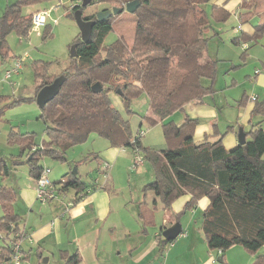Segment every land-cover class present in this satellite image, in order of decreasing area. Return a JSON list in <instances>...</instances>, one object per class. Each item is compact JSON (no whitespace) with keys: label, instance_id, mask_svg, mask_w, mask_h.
<instances>
[{"label":"trees","instance_id":"obj_1","mask_svg":"<svg viewBox=\"0 0 264 264\" xmlns=\"http://www.w3.org/2000/svg\"><path fill=\"white\" fill-rule=\"evenodd\" d=\"M41 1L14 0L6 4L0 15V57L8 54L9 32L26 35L31 29L32 12L24 13L22 7ZM127 1L130 0H91L90 3L105 2L110 7H122V12L126 11ZM210 1L140 0L131 12L135 21L130 42L118 35L112 42L104 43L118 12L96 21L88 41L77 37L72 42L75 56L69 57L67 66L59 73H52L46 62L34 61L33 71L38 82L33 100L38 89L58 74L64 75V81L58 92L40 107L45 140L36 145L30 134L16 133L12 129L8 133L7 139L16 141L21 153L26 154L25 160L20 155L10 157L13 167L26 163L29 175L36 179L43 168L39 162L42 157L47 155L65 161L69 147L84 141L90 132H96L105 137L110 146L129 147L133 153L145 152L152 162L153 179L145 189L151 191L153 200L151 205L144 200L137 205L144 227L152 223L158 202L165 218L171 221L195 207L199 197L206 196L208 203L202 210L201 229L208 248L222 252L238 244L250 253L257 252L264 245V97H254L251 111L261 115L262 120L247 131L242 130L244 142L229 149L220 140L195 142L196 118L183 114L180 123L173 119L174 113L185 104L198 103L213 91L216 59L207 52L209 17L226 21L230 12L224 3H211L208 11L206 4ZM82 7L79 1L70 9L72 13L80 9L84 19L95 18L94 11L83 14ZM237 9L239 22L249 23L252 33L232 40L245 42L248 39L257 43L264 34V0H239ZM205 78L209 79V84L203 83ZM95 82L101 85L98 91L92 89ZM110 91L120 96L126 113L130 112L131 100L144 93L148 110L141 118L149 125L160 123L166 140L174 138L177 143L165 148L142 146L138 131L131 134L128 118L112 104ZM25 99V96L12 99L9 105ZM245 101L243 93L238 104ZM10 169L0 158L1 178L7 177ZM53 182L60 184L63 192L68 187H73L75 193L84 192L87 187L96 188L92 183L83 182L77 172L64 174ZM99 186L101 184L97 183ZM184 194H189V199L180 212L173 213V200ZM15 199L16 191L0 184V259L16 240L15 233L24 229L21 216L13 210ZM155 239L161 249L172 241L164 239L161 233L156 234ZM78 259L75 252L65 264H76ZM251 264H264V254L256 255Z\"/></svg>","mask_w":264,"mask_h":264},{"label":"rangeland","instance_id":"obj_2","mask_svg":"<svg viewBox=\"0 0 264 264\" xmlns=\"http://www.w3.org/2000/svg\"><path fill=\"white\" fill-rule=\"evenodd\" d=\"M13 1L0 0V15L6 4ZM77 1L43 0L35 5L23 6L22 12L24 13L35 10L45 11L46 23L42 26L33 24L26 35H18L15 31H11L6 37L8 54L4 58L0 57V158L7 165H10L12 169L6 178L2 179L0 176V183L12 186L16 192L19 191L20 187L25 186L27 181L32 182L33 179L29 176L26 163L12 167L10 157L20 155L21 159L25 160L26 154H22L17 142L9 141L7 136L12 129L16 133L32 135L33 142L36 145L46 139L44 132L45 123L39 117L40 107L35 99L31 98L38 82L33 71V62H46L54 74L59 73L60 70L67 66L70 57L69 47L79 37V29L70 9L71 6L79 2ZM102 8H110V5L105 2L89 3L82 7V12L83 14H88ZM206 8L209 11L208 4H206ZM132 16L131 12H120L113 21L112 29L105 36L104 43L112 42L118 35H123L125 40L130 42L135 21ZM209 18L210 27L206 32L208 37L207 52L212 58L216 59V75L212 83L213 91L208 93L204 99L211 102L214 99L219 101V104H222V102L227 104V100L229 101L228 105L224 106L222 112L219 113V125H222L225 118H235L237 116L236 110L229 106L232 101L237 105V100L241 98L243 92L247 95L256 92L253 91V74L261 70L264 60H259L261 56L254 53V48L257 47L264 51V45L260 44L262 38H260L258 43H252L246 39L248 48L244 54L243 40L238 42L232 40L233 37L241 32L234 31L237 26H235L237 18L235 19L233 13H230L226 21H217L211 15ZM19 56L24 58L21 68L18 72H12L9 78H5V70L10 68L13 65L14 58ZM254 61H257V63ZM209 82V79L205 78L203 80L204 84H209ZM21 96H25L27 99L9 105L12 99ZM109 97L120 113L128 118L131 134L134 135L138 131L142 146L165 148L174 146L177 143L174 138L166 140L160 123L149 125L141 118L148 110V98L144 93L131 100L130 112L127 113L120 96L110 91ZM237 106L241 105L238 104ZM187 111L190 112L186 109L185 104L181 110L174 113L173 119L180 123L183 118L182 115L187 114ZM109 146L110 144L105 137L96 132H90L84 141L76 143L66 150L65 161L46 155L39 162L50 169L47 177L51 181L60 179L64 174L70 175V172L75 168L77 176L81 177L82 181L87 185L97 178L101 182L99 187H103V181L110 174L116 199L124 197L125 199L128 198V202H136L138 196H140V201L148 200V196L152 195V193L150 190L145 189V185L153 179V164L145 156V152L142 150L141 152L143 153H138L142 158V162L136 167H132L134 154L129 147H122L126 150L124 155L125 159L129 160V163L124 158H118L114 168L111 170L112 161L109 160L111 163L109 162V169L104 175L103 171H101L103 167L102 161H108L105 150ZM95 154L98 156L93 157ZM74 192L75 189L73 187H68L65 192L61 193V196L69 198ZM179 197L175 198L173 202ZM151 202H149L150 205ZM206 202L207 197L201 196L196 203V207H199L202 211ZM196 207H193V209ZM162 211L159 207L153 210L155 223L154 225H147V228L145 227L147 235H153L152 232L161 225ZM136 213L138 217V212ZM115 215H117L118 221H123L129 226L128 228L134 232L133 235L137 232V227H140L138 232H142L141 225L136 224L125 212L118 210ZM26 244H23V252ZM258 253L264 254V245L261 246ZM112 257L116 260L118 256L113 255ZM63 259L57 250H51L48 253L47 250H44L42 254H39L33 247L32 251L22 259V264H65Z\"/></svg>","mask_w":264,"mask_h":264},{"label":"crops","instance_id":"obj_3","mask_svg":"<svg viewBox=\"0 0 264 264\" xmlns=\"http://www.w3.org/2000/svg\"><path fill=\"white\" fill-rule=\"evenodd\" d=\"M238 2L239 0H211L208 5L210 7L211 3L217 5L224 3V7L233 13L238 21ZM237 21L234 31L241 32L235 37L252 33L249 23ZM262 36L260 44L264 45V34ZM242 43L247 42L242 41ZM247 48L248 45L243 47L244 54ZM254 49V53L261 56L259 60H264V51L257 47ZM254 62L257 63V61ZM252 84L253 91L256 92L246 94V101L240 104L241 106H237L238 104L232 101L229 106L236 110L237 116L225 118L222 125H219V113L222 112L224 106L228 105V100L227 104L223 102L219 104V101L214 99L211 102L204 99L206 94L198 103H187L186 109L190 111L186 112L187 115L197 119L193 130V140L195 142L220 140L228 149L235 146L239 129L247 131L252 124L262 120L261 115L251 112L254 104L251 97L254 96L257 99L264 97V65L259 72L253 74ZM125 151L122 147H107L105 153L107 162L112 161L110 162L111 170L118 158L125 159ZM125 160L129 163V160ZM31 178L32 182L27 181L25 186L23 185L16 192V199L13 203V210L21 216L20 223L30 238L23 242V244L27 243L24 248L25 255H28L34 247L39 254H42L44 250H47V253L57 250L65 262L71 254L77 252L79 259L76 264H251L259 254V250L250 253L238 244L222 252L219 249L208 248L201 229L202 211L196 205V208L182 212L176 220L169 221L165 218L161 205L157 203L156 207L161 208L162 211L161 225L152 232L153 235H147V225L146 228L142 225L136 213L140 196L136 202H128V198L124 197L116 199L110 174L103 181L104 187L96 186L77 198L65 212H63L64 202L70 197L49 202L40 201L35 196V179ZM80 179L82 180L81 177ZM97 181L101 184L98 179ZM188 199L189 194L181 195L176 199L171 205L172 212H180ZM152 200L153 194L148 196V200L145 199L146 203ZM207 203L208 199L204 205L206 206ZM118 210L125 212L136 224L141 225L142 232H138L140 227H137V232L133 235L134 232L125 222L117 220L115 214ZM154 223L153 219L148 226ZM174 223L181 226V232L161 249L156 243L155 235ZM113 255L118 256L116 260L113 259Z\"/></svg>","mask_w":264,"mask_h":264},{"label":"built area","instance_id":"obj_4","mask_svg":"<svg viewBox=\"0 0 264 264\" xmlns=\"http://www.w3.org/2000/svg\"><path fill=\"white\" fill-rule=\"evenodd\" d=\"M31 22L32 25L35 24L36 26H42L46 23V12L45 11H39L35 10L32 12L31 15ZM243 46L246 47V43H243ZM23 59L21 56L17 57L14 59L13 65L5 70L4 77L9 78L11 76L12 72H18L19 69L22 66ZM14 83V82H12ZM251 99H254V96L251 97ZM133 161H132V167H136L142 162V158L138 153H133ZM108 169V163L106 161L103 162V167L101 171H103L104 175L105 172ZM50 169L48 167L42 168L40 175L35 179V196L38 200L40 201H54V200H59L63 199L65 197L61 196V193L63 192L62 190L59 189L60 184H56L53 181H51L47 175L49 173ZM97 186V179L95 178L92 182H90ZM86 193L89 190L87 187L85 189ZM84 191V192H85ZM84 192H79V193H73V195L70 196V198L64 202L63 206V212L67 211L69 206L77 199L79 198L80 195H83ZM16 240L12 242L11 248L9 252L1 257L0 259V264H22V259H23V241L29 238V234L26 230H22L20 232H16Z\"/></svg>","mask_w":264,"mask_h":264},{"label":"water","instance_id":"obj_5","mask_svg":"<svg viewBox=\"0 0 264 264\" xmlns=\"http://www.w3.org/2000/svg\"><path fill=\"white\" fill-rule=\"evenodd\" d=\"M81 6H86L91 2V0H79ZM140 4V0H130L124 4V9L128 12H133L137 6ZM122 10V7L112 6L110 8H102L95 12L94 19H84L81 15V10L76 9L73 12V17L77 23L79 29V37L82 41L86 42L89 40L91 35L92 26L96 21H102L111 16V14H116ZM69 56H75V44L69 47ZM64 81V75L60 74L56 76L50 83H47L40 87L35 95V101L42 107L48 100H50L59 90L62 82ZM93 91H98L101 89L99 82L92 84ZM245 140V134L242 132V128L238 130L237 144H242ZM77 171L74 168L72 173L75 174ZM181 232V226L178 223H174L169 227L162 230L161 234L164 239L171 240L174 239Z\"/></svg>","mask_w":264,"mask_h":264}]
</instances>
